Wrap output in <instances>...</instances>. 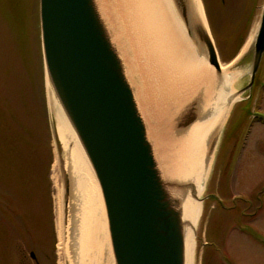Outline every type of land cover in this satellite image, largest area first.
Masks as SVG:
<instances>
[{"label": "rangeland", "instance_id": "1", "mask_svg": "<svg viewBox=\"0 0 264 264\" xmlns=\"http://www.w3.org/2000/svg\"><path fill=\"white\" fill-rule=\"evenodd\" d=\"M224 1L220 5L218 0H200L208 27L210 23L206 2L213 15L216 14L215 8L223 6L220 11L224 15L218 10L223 19L218 22L215 19L218 26L223 27L219 32L223 53L217 49L222 70L232 74L227 90L218 98L210 100L215 108L219 103L225 106L218 126V140L209 156L200 197H204L209 188L223 199L229 200L233 196L238 199L234 201V207L228 210L220 205L212 208L211 202L206 205L204 200L199 201L193 264H264V54L247 109V114L255 110L257 116L243 118L233 128L239 129L231 136L229 143L225 142L224 149L223 143L220 145V135L227 127L229 117L237 121L238 114H234L233 104L239 99H245L248 93H239L228 102V98L249 80L253 42L263 0ZM38 4V0H0V233L8 237L5 245L7 249L18 251L29 240L31 248L38 255L45 248L42 242L46 247L52 245L57 264H72L69 228L71 198L66 152L49 101L45 75L38 69ZM15 11L18 15L29 14L26 18L28 27L26 37L24 32L23 36L21 33L13 48L9 46V49L12 48L8 54L12 55L10 61L8 56L3 55L6 29L3 24L7 23V17ZM247 12L249 17L244 40L237 41L234 35L242 28L240 22ZM209 30L211 33V26ZM136 53L131 44L125 58L129 59V64L138 76L136 84L141 88L142 98L149 107L146 109L153 136L163 153L167 147L174 145L178 155V134L174 127L179 113L166 123L164 108L166 110L167 105L164 104L150 68L145 65L146 60L138 61L139 70L134 69L131 57ZM204 63L216 72L207 61ZM3 67L13 70L7 74L2 70ZM198 89L195 87L190 91L183 102L184 106L189 105ZM241 103L244 105L245 100ZM223 151L228 152L225 163L222 162ZM245 212L251 214L245 215Z\"/></svg>", "mask_w": 264, "mask_h": 264}, {"label": "water", "instance_id": "2", "mask_svg": "<svg viewBox=\"0 0 264 264\" xmlns=\"http://www.w3.org/2000/svg\"><path fill=\"white\" fill-rule=\"evenodd\" d=\"M169 1L196 54L214 67L217 78L210 87L197 86L189 105L182 103L170 117L179 113L174 127L179 140L201 118L207 102L212 115L221 104L223 112L224 103L215 108L210 100L227 90L229 82L220 84L219 53L199 10L191 0ZM261 5L249 80L228 102L250 91L264 54V0ZM39 26L49 101L66 117L97 180L111 263L187 264L182 192L189 182L166 173L165 154L151 131L138 76L125 58L129 51L116 38L104 0H39ZM219 123L206 143L207 164Z\"/></svg>", "mask_w": 264, "mask_h": 264}, {"label": "bare ground", "instance_id": "3", "mask_svg": "<svg viewBox=\"0 0 264 264\" xmlns=\"http://www.w3.org/2000/svg\"><path fill=\"white\" fill-rule=\"evenodd\" d=\"M104 2L115 26L116 38L123 43V49L128 52L132 44L137 52L131 57L134 69L139 70L138 61L146 60L145 65L150 68L164 104L167 105L166 111L164 108L167 123L192 89L200 84L208 85L207 87L215 84V74L196 54V49L184 34L169 0ZM191 6L196 12L199 10L203 27L208 32L200 0H191ZM124 33L130 34L129 39ZM131 70L135 76L132 67ZM222 72L220 84L225 86L232 79V74ZM222 105L214 110L215 114L212 115L211 107L206 103L201 118L181 132L179 149H176L178 156L174 145L164 151L167 175L189 182L186 190L182 192L185 193L187 264H193L195 223L200 212L199 198L207 168L205 144L210 139L214 127L220 122ZM52 108L58 131L62 136L69 175L72 264H103L105 261L112 264L107 253L106 215L97 180L58 104ZM58 225L60 229V221ZM59 229L58 234L61 236Z\"/></svg>", "mask_w": 264, "mask_h": 264}, {"label": "flooded vegetation", "instance_id": "4", "mask_svg": "<svg viewBox=\"0 0 264 264\" xmlns=\"http://www.w3.org/2000/svg\"><path fill=\"white\" fill-rule=\"evenodd\" d=\"M252 94L253 93H250V94L248 93L246 95L245 99L239 100L240 102L245 100L244 105H243V103H241L240 105H235V107H233L234 114H236V113L238 114L236 116L237 121L235 122L234 118L232 119V116L229 117L230 119L228 121L227 127L224 128V132L220 135V138H221L220 139V145L223 143L222 149H224V146L226 145L225 142L229 143V139L231 138V136H233V134L235 135L239 129V128L238 129L235 128L236 129V131H235V129H233V128L237 127L240 124V122L243 120V118L249 116V113L246 114L247 109H248L246 107L249 104L248 102H249V99L252 96ZM246 100H247V102H246ZM228 125L232 127L231 130H230L231 127H228ZM222 154H223L222 162L225 163V157H226V154H228V152L223 151ZM206 191L207 192L205 195L206 197L204 198V203L207 205L209 202H211L210 206L212 208H214L215 205H220L225 210L231 209L234 207V203H235L234 201H236L238 199L237 197L233 196L229 200H227V199H223V197L221 195L214 193L213 190H210L209 188H207ZM207 195H210V196L213 195V197L209 198ZM214 195H217L219 198H215ZM239 200L245 201V202L253 201V200H249V199H239ZM257 202H259V201H257ZM244 214L245 215L251 214V212H249V213L245 212ZM1 227H2V225H1ZM3 234L4 233H0V264H57V260L55 259V256H54V251L52 250V245L46 247V245L41 242V245H43L46 249L43 247L44 250L42 251V253H38V255H37L35 250L32 249L30 246L31 242L28 240L27 243L25 245H23L22 247H20V249L18 251H14V250L12 251V250L7 249L5 247V245L8 242V237L6 235H3ZM17 248H19V247H17Z\"/></svg>", "mask_w": 264, "mask_h": 264}, {"label": "trees", "instance_id": "5", "mask_svg": "<svg viewBox=\"0 0 264 264\" xmlns=\"http://www.w3.org/2000/svg\"><path fill=\"white\" fill-rule=\"evenodd\" d=\"M224 0H218V3L221 5L224 4ZM223 7V6H218L217 8L218 9H214V11H216V14L213 15L211 14L210 12V9L207 5V2H206V12H207V15H208V19H209V23H210V26H211V30H212V34H213V37L215 38V41H216V44H217V47L220 49L221 53H223V46L220 42V35H219V32H221V30H223V27H219L218 26V21H221V19H223L221 16H220V8ZM220 12H219V11ZM22 12V10H21ZM222 13V12H221ZM19 13H12L11 15H9L7 18V21H5L6 24H3V27L5 25L6 29H4V36L3 38L5 39V45H4V53L3 55H5L6 57L8 56L10 58V61L12 60V55H8L9 54V51L13 48V45L15 43L18 42L20 36H21V33H22V36H23V32L25 34V37H26V34H27V21H26V18H28V13L24 14H20L18 15ZM218 14V17L215 18ZM223 14V13H222ZM224 15V14H223ZM215 16V17H214ZM234 17V16H233ZM249 17V14L247 12V14H245V16L243 15V18L241 20V25H242V28L234 35V37L236 38L237 41H243L244 40V35L246 34V31H247V19ZM215 19L217 20V22H215ZM17 21H18V24H17ZM14 35V39L12 41V37ZM12 45V48L9 49V46ZM235 55V53L231 56V58ZM19 67V66H17ZM22 67V66H21ZM38 69L39 70H42V66H41V57L39 59V65H38ZM0 70H1V67H0ZM2 70H5L4 73L7 72V74H9L10 72H12L13 69L9 70L7 68H4ZM2 77L1 75V71H0V78Z\"/></svg>", "mask_w": 264, "mask_h": 264}]
</instances>
